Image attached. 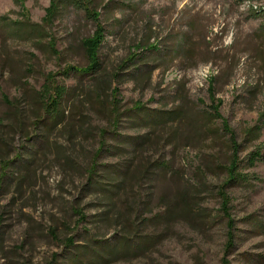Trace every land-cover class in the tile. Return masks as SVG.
<instances>
[{"label": "rangeland", "instance_id": "374dc122", "mask_svg": "<svg viewBox=\"0 0 264 264\" xmlns=\"http://www.w3.org/2000/svg\"><path fill=\"white\" fill-rule=\"evenodd\" d=\"M49 2L0 0V162H9L0 187V264H264V161L248 165L251 152L264 154V20L242 9L243 0H94L106 70L148 39L164 54L150 61L158 69L148 81L113 82L118 136L107 103L85 95L90 77L75 75L57 77L67 94L61 123L50 131L47 119L34 123L32 96L48 73L86 64L81 40L94 25L71 5L42 38L14 23L24 14L41 23ZM210 78L222 118L212 115ZM158 115L171 118L156 123ZM223 119L236 134L239 172L247 177L226 188L231 148ZM62 128L72 130L71 140ZM102 128L108 134L94 176L99 188L87 186L86 168ZM121 168L129 178L111 193L110 176ZM111 196L130 219L123 229L97 221ZM69 236L76 248L65 247ZM120 237L135 241L123 247Z\"/></svg>", "mask_w": 264, "mask_h": 264}, {"label": "trees", "instance_id": "16d2710c", "mask_svg": "<svg viewBox=\"0 0 264 264\" xmlns=\"http://www.w3.org/2000/svg\"><path fill=\"white\" fill-rule=\"evenodd\" d=\"M66 5L74 6L75 8L81 10L84 13V16L90 20L94 25V30L91 34L86 36L81 40V46L86 57V64L84 66H73L68 65L58 72L48 73L45 77V82L41 86V88L35 92L32 96V103L37 107L36 112H33V121L34 123H38L39 121H44L47 119L50 127V131L55 128H58V125L61 123L60 120L63 118L64 113L61 105L63 104L64 98L67 94V90L64 84H60L57 80V77L63 76L64 78H68L69 76H77L79 78L90 77L92 81V88H86L84 92L86 93V97L88 101L97 100L101 103L100 106L104 107L105 103H107V107L105 106L108 123L111 128H113V134L118 136L117 129L118 124L121 119L120 112V100H119V87L112 86L113 82L116 81L120 83L122 80H132L137 79L139 76L144 79V81H148L151 78L152 73L158 69V65L150 64V61H154L158 59V57L164 54L163 48L160 47L158 42H150V40H146L130 49L129 55L126 59H124L117 67L112 70H106L103 67V63L100 56V50L105 38V28L100 21V12L97 10L95 6L94 0H50L49 6L45 10V15L42 18L41 23H35L30 21V19L24 14L23 20L16 21L14 23L23 25L29 33L35 35L38 38H42L45 35L46 28L49 27L53 21L56 19L57 15L60 13L62 8ZM255 16H260L264 20V10L262 12H253L249 11ZM3 17H0L2 20ZM49 48L55 52L54 44L50 43ZM150 59V60H149ZM146 66L145 70H142V67ZM123 76L122 78H120ZM208 90L210 94V98L212 100L211 109L213 111L212 115L215 118H222L219 113V108L221 103L215 102L214 100V79L210 78L207 80ZM105 95V97H103ZM19 110L17 112L18 119L24 117V112L22 110V104L19 103ZM134 110L136 112H142L144 114V109L140 105H136ZM171 118V115L165 117V115H158L154 121L156 123L167 121ZM148 121V120H145ZM21 119H20V130L22 131ZM153 123V122H151ZM223 127L224 130L229 135L230 140V148H231V156L229 160V164L226 167L227 178L223 183V187H227L231 183H235L238 181H246L247 177L239 172V148L240 144L237 142L236 134L229 127L226 120L223 119ZM256 129H259V126H256ZM67 132L70 134L68 140H71L73 136L71 135L72 130H66L65 128L60 129V132ZM100 131V141L99 146L96 151L93 153L90 158V162L86 168V173L88 174V185H99L101 188V184L98 180L94 179V176L97 175V159L102 154L104 147L106 146V135L108 134V129L102 128ZM253 131V129H250ZM28 136L27 131H23L22 137L26 138ZM29 137V136H28ZM146 140V139H144ZM142 140V141H144ZM264 161V154H262L258 149L251 152L248 156V165L254 166L256 162ZM9 162L3 160L0 162V187L4 178L6 177V171L8 169ZM130 172L127 168L118 169L115 176L111 177L112 182V192L120 191L122 184H124L129 178ZM92 187V186H91ZM222 196V191H220ZM224 207L227 204V197L223 195ZM132 212V210L130 209ZM74 215H78L77 223L83 222L86 219L85 214L82 210L75 208ZM99 222H103L105 224L111 223L115 228L120 227L123 229V224H127L128 220L126 212H121L117 209V202L114 201V197H110L108 203L106 204L103 211L98 216ZM227 228V248L232 249L234 246V237L232 234L233 228V220H227L226 222ZM50 234L56 237L54 228H50ZM135 239L120 237L119 243L121 246L126 247L129 246L130 243L134 242ZM65 247L76 248L74 237L69 236L64 240ZM223 263L226 264L225 259H223Z\"/></svg>", "mask_w": 264, "mask_h": 264}, {"label": "bare ground", "instance_id": "6f19581e", "mask_svg": "<svg viewBox=\"0 0 264 264\" xmlns=\"http://www.w3.org/2000/svg\"><path fill=\"white\" fill-rule=\"evenodd\" d=\"M241 8L245 9V10H250L253 12H258L261 11L263 12L264 10V0H243L242 4H241ZM209 70L210 67L206 66V67H202V69L199 71V74L205 79L208 77L209 75Z\"/></svg>", "mask_w": 264, "mask_h": 264}]
</instances>
